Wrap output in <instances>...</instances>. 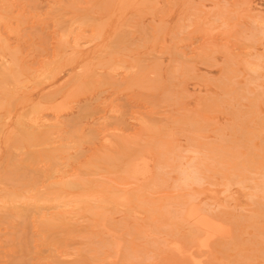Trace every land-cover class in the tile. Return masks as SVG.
Here are the masks:
<instances>
[{"label":"rangeland","instance_id":"374dc122","mask_svg":"<svg viewBox=\"0 0 264 264\" xmlns=\"http://www.w3.org/2000/svg\"><path fill=\"white\" fill-rule=\"evenodd\" d=\"M0 15V264H264V0Z\"/></svg>","mask_w":264,"mask_h":264},{"label":"bare ground","instance_id":"6f19581e","mask_svg":"<svg viewBox=\"0 0 264 264\" xmlns=\"http://www.w3.org/2000/svg\"><path fill=\"white\" fill-rule=\"evenodd\" d=\"M6 1H7V0H6ZM8 2H9V0H8ZM89 2H90V1H89ZM94 2H95V1H94ZM75 3H76V2H75ZM87 4H90V3H87ZM91 5H93V4H91ZM121 5H122V4H121ZM88 6H89V5H88ZM140 6H141V4H140ZM71 7H72V6H71ZM5 9H6V8H5ZM8 9H9V8H8ZM11 10H12V9H11ZM108 11H109V10H108ZM50 13H51V12H50ZM12 15H13V14H12ZM83 15H84V14H83ZM109 15H110V14H109ZM3 16H4V15H3ZM14 16H15V15H14ZM98 16H99V15H98ZM8 17H9V16H8ZM15 17H16V16H15ZM104 17H105V16H104ZM9 18H10V17H9ZM20 18H21V17H20ZM83 18H84V17H83ZM0 19L2 20L1 15H0ZM3 19H4V17H3ZM83 20H84V19H83ZM97 20H98V19H97ZM8 21H9V20H8ZM74 21H75V20H74ZM84 21H85V20H84ZM11 22H12V21H11ZM9 23H10V22H9ZM76 24H77V23H76ZM17 26H18V25H17ZM14 27H15V26H14ZM63 30H65V29H63ZM93 30L95 31L96 28L93 29ZM96 31H97V30H96ZM96 31H95V33H96ZM18 33H19V32H18ZM14 34H15V33H14ZM66 34H67V33H66ZM89 37H90V36H89ZM77 40H78V39H77ZM64 43H65V42H64ZM1 45H2V44H1ZM64 45H65V44H64ZM77 45H78V43H77ZM62 46H63V45H62ZM75 46H76V45H75ZM1 48H2V47H1ZM1 48H0V49H1ZM3 48H4V47H3ZM5 48H6V46H5ZM72 48H74V47H72ZM61 50H62V49H61ZM1 51H2V50H1ZM72 52H73V51H72ZM3 53H4V52H3ZM62 53H63V52H62ZM55 54H56V53H55ZM62 56H63V55H62ZM15 63H16V62H15ZM15 63H13V64L15 65ZM11 66H12V65L10 64V67H11ZM5 67H6V66H5ZM44 67H45V66H44ZM48 67H49V66H48ZM11 68H12V67H11ZM42 68H43V67H42ZM49 68H50V67H49ZM52 68H53V67H52ZM110 68H111V67H110ZM3 69H4V71H5V68H3ZM16 69H17V68H16ZM54 69H55V68H54ZM54 69H53V70H54ZM0 70H1V68H0ZM39 70H40V69H39ZM51 70H52V69H51ZM4 71H3V72H4ZM43 71H44V70H43ZM43 71H42V72H43ZM48 71H49V70H48ZM3 72H2V73H3ZM6 72H7V70H6ZM8 72H9V71H8ZM13 72H14V71H12V75H15V72H14V74H13ZM18 72H20V71L18 70ZM51 72H52V71H50V74L52 75ZM53 72H54V71H53ZM56 72H57V70H56ZM16 73H17V72H16ZM44 73H45V72H44ZM7 74H8V73H7ZM7 74H4V73H3L2 76H0V77H1L2 79H4V78H3L4 75L7 76ZM10 74H11V73L8 74V75H9L8 77H10ZM28 74H29V73H28ZM37 74H38V73H36V75H37ZM50 74H48V72H47V75H46V73H45V75H46L47 77H48V75H50ZM56 74H57V73H56ZM12 75H11V76H12ZM31 75H32V74H31ZM38 75H40V74H38ZM41 75H42V74H41ZM43 75H44V74H43ZM45 75H44V76H45ZM51 75H50L48 78L51 77V79H52V76H51ZM53 75H54V73H53ZM16 76H17V77H15V76H12V77H14L13 80H14V79H17V80H14V81L17 82L19 78H18V75H17V74H16ZM46 76H45V78H46ZM8 77L5 78L6 81L9 80ZM12 77H11V78H12ZM19 77H20V76H19ZM24 78H25V76H24ZM30 78H33V76H31ZM36 78H37V77H36ZM36 78H35V79H36ZM41 78H42V77H41ZM10 80H11V79H10ZM46 80H47V79H46ZM52 80H53V79H52ZM28 81H29V80H28ZM37 81H38V80H37ZM41 81H42V80H41ZM7 82H8V81H7ZM9 82H10V81H9ZM9 82H8L7 84H9ZM11 82H12L13 84L15 83V82H13L12 80H11ZM11 82H10V83H11ZM22 82H23V81H22ZM24 82H26V81H24ZM38 82H39V81H38ZM49 82H50V81H49ZM20 83H21V82H20ZM17 84H18V83H17ZM25 84H26V83H25ZM27 84H28V83H27ZM31 84H32V83H31ZM38 84H39V83H38ZM48 84H49V83H48ZM10 85H11V84H10ZM17 86H18V85H17ZM20 86H21V85H20ZM20 86H19V89H20ZM40 86H41V85H40ZM22 87H23V85H22ZM36 87H37V86H36ZM4 88H5V87H4ZM23 88H24V87H23ZM2 89H3V88H2ZM24 89H25V88H24ZM13 90H14V89H13ZM17 90H18V89H17ZM72 90H73V88H72ZM6 91H9V90H5V92H6ZM13 92H15V91H13ZM21 92H23V91H21ZM7 93L9 94V92H7ZM7 93H5L4 95H6ZM17 93H18V92L16 91V94H17ZM8 94H7V96H8ZM13 94H14V93H13ZM25 94H26V92H25ZM7 96H6V97H7ZM12 96H13V95H12ZM0 98H1V95H0ZM3 98H4V97H3ZM15 98H16V97H15ZM10 100H11V99H10ZM13 100H14V99H13ZM4 101H5V100H4ZM49 101H50V99H49ZM52 101H53V100H52ZM9 102H10V101H9ZM11 102H12V100H11ZM3 103H4V102H3ZM27 103H28V102H27ZM59 104H60V103H59ZM38 105H39V104H38ZM2 106H3V104H2ZM7 106H8V105H7ZM32 106H33V104H32ZM41 106H42V105H41ZM54 106H55V104H54ZM42 107H43V106H42ZM49 107H50V105H49ZM11 108H12V107H11ZM35 108H36V106H35ZM45 108H46V107H45ZM26 109H27V108H26ZM31 109H32V108H31ZM63 109H64V107H63ZM36 110H37V109H36ZM36 110H35V111H36ZM25 111H26V110H25ZM25 111H24V112H25ZM44 111H45V110H44ZM59 111H61V110H59ZM29 112H30V111H29ZM12 113H13V112H12ZM12 113H11V114H12ZM23 114H24V113H23ZM27 114H28V113H27ZM3 116H6V114L3 115ZM22 116H23V115H22ZM27 117H28V116H27ZM27 119H28V118H27ZM18 120H19V119H18ZM20 120H21V119H20ZM24 120H25V119H24ZM24 120H23V121H24ZM28 120H29V119H28ZM35 120H36V119H35ZM1 121H2V120H1ZM1 121H0V123H1ZM26 122H27V121H26ZM5 123H6V122H5ZM18 126H19V124H18ZM6 127H7V126H6ZM38 127H39V125H38ZM45 128H46V127H45ZM4 129H5V128H4ZM16 129H17V127H16ZM20 129H21V128H20ZM22 130H23V128H22ZM28 131H29V130H28ZM22 132H23V131H22ZM22 132H21V133H22ZM18 133H19V132H18ZM48 133H50V132L48 131ZM48 133H47V134H48ZM14 134H15V133H14ZM22 134H24V132H23ZM45 134H46V133H45ZM47 134H46V135H47ZM0 135H1V134H0ZM24 135H25V134H24ZM50 135H51V134H50ZM22 136H23V135H22ZM48 137H49V136H48ZM13 138H14V137H13ZM14 139H15V138H14ZM6 140H7V139H6ZM19 141H20V140H19ZM48 141H49V140H48ZM20 142H21V141H20ZM12 144H13V143H12ZM20 144H21V143H20ZM18 145H19V144H17V146H18ZM19 146H20V145H19ZM19 148H20V147H19ZM6 157H7V154H6ZM3 160H4V159H3ZM5 161H6V160H5ZM9 162H10V160H9ZM3 163H4V162H3ZM128 164H129V163H128ZM1 165H2V164H1ZM9 165H10V164H9ZM9 165H8V167H9ZM6 167H7V166H6ZM10 167H11V166H10ZM13 168H14V167H13ZM143 169H144V168H143ZM9 170H11V168H10ZM7 171H8V170H7ZM17 171H18V170L16 169V172H17ZM5 172H6V171H5ZM18 172H19V171H18ZM184 172H186V171H184ZM184 172H183V173H184ZM19 173H21V172H19ZM189 173H190V172H189ZM1 174H2V173H1ZM10 174H11V173H10ZM133 174H134V173H133ZM187 174H188V173H187ZM187 174H186V175H187ZM11 175H12V174H11ZM134 175H136V174H134ZM145 175H146V174H145ZM183 175H184V174H183ZM188 175H189V174H188ZM188 175H187V177H188ZM190 175H191V174H190ZM2 176H3V175H2ZM6 176H7V175L5 174L4 177L6 178ZM18 176H20V175H18ZM0 177H1V176H0ZM15 177H16V176H15ZM20 177H21V176H20ZM22 177H23V176H22ZM25 177H26V175H25ZM25 177H23V178L25 179ZM185 177H186V176H185ZM187 177H186V179H188ZM10 178H11V177H10ZM10 178H8V179H10ZM16 178H17V177H16ZM18 178H19V177H18ZM189 178H190V177H189ZM6 179H7V178H6ZM26 179H27V178H26ZM12 180H13V178H12ZM12 180H10V181L12 182ZM27 180H28V179H27ZM27 180H26V181H27ZM4 181H6V180H4ZM16 181H17V180H16ZM16 181H15V182H16ZM21 181H22V180H21ZM2 182H3V181H2ZM11 182H9V183H11ZM18 182H19V181H18ZM3 183H4V182H3ZM5 183H6V182H5ZM5 183H4V184H5ZM13 183H14V182H13ZM4 184H3V185H4ZM9 185H10V184H9ZM5 186H6V185H5ZM12 186H13V185H12ZM64 187H65V186H64ZM66 187H67V186H66ZM68 189H69V187H68ZM4 190H5V189H4ZM15 191H16V190H15ZM61 191H62V190H61ZM5 192H6V191H5ZM6 193H7V192H6ZM11 193H12V192H11ZM21 193H22V192H21ZM61 193H63V191H62ZM84 194H85V193H84ZM5 195H6V194H5ZM17 195H19V194H17ZM23 195H24V194H23ZM23 195H22V196H23ZM86 195H87V194H86ZM6 196H7V195H6ZM14 196H15V195H14ZM26 196H27V195H26ZM26 196H25V197H26ZM59 196H60V194H59ZM63 196H64V194H63ZM63 196H62V197H63ZM72 196H74V195H72ZM72 196H71V197H72ZM83 196H84V195H83ZM7 197H8V196H7ZM56 197H58V195H57ZM62 197L60 196L61 199H62ZM69 197H70V196H69ZM71 197H70V198H71ZM75 197H78V196H74V198H75ZM1 198H2V197H1ZM10 198H11V197H10ZM10 198H9V197L7 198L8 201H9ZM18 198H19V197H18ZM54 198H55V197H54ZM64 198H65V196H64ZM79 198H80V197H79ZM79 198H78V199H79ZM83 198H86V199H87V197H82V199H83ZM12 199H13V198H12ZM22 199H23V198H22ZM24 199H25V198H24ZM30 199H33V198H30ZM30 199H29V200H30ZM37 199H38V198H37ZM37 199H36V200H37ZM41 199H42V198H41ZM41 199H40V200H41ZM45 199H46V198H45ZM61 199H60V201H61ZM72 199H73V198H72ZM82 199H80L79 202H80ZM14 200H15V198H14ZM18 200H19V199H18ZM55 200H56V199H55ZM55 200H54V201H55ZM67 200H68V199H67ZM84 200H85V199H84ZM1 201H2V200H1ZM4 201H5V200H4ZM4 201H3V202H4ZM23 201H24V200H23ZM49 201H51V200H49ZM63 201H64V199H63ZM76 201H77V199H76ZM82 201H83V200H82ZM85 201H86V200H85ZM27 202H29V201L27 200ZM51 202H53V200H52ZM58 202H59V201H58ZM65 202H66V201H65ZM4 203H5V202H4ZM7 203H8V202H6V204H7ZM15 203H16V202H15ZM15 203H13L12 205H15ZM66 203H67V202H66ZM80 203H81V202H80ZM61 204H62V203H61ZM61 204L59 203L60 206H61ZM64 204H65V203H64ZM67 204H68V203H67ZM81 204H83V203H81ZM8 205H10V204L8 203ZM59 205H58V206H59ZM78 205H79V204H78ZM85 205H86V204H85ZM7 207H8V206H7ZM71 207H72V206H71ZM8 209H9V208H8ZM195 209H196V208H195ZM78 210H79V209H78ZM81 210H82V209H81ZM193 210H194V209H191L190 211L193 212ZM5 212H6V211H5ZM2 213H3V212H2ZM4 214H5V213H3V215H4ZM64 214H65V213H64ZM55 216H56V215H55ZM55 216H54V217H55ZM63 216H64V215H63ZM1 217H2V215H1ZM17 217H19V215H17ZM194 217H195V216H194ZM197 218H198V217H197ZM49 219H50V218H49ZM57 219H59V218H57ZM57 219H56V220H57ZM50 220H51V219H50ZM53 220H54V218H53L51 221H53ZM56 220H55V221H56ZM2 221H3V220H2ZM5 221H6V220H5ZM55 221H53V222H55ZM49 222H50V221H49ZM44 223H45V224L47 223L46 220H45V222L43 221V224H44ZM58 224H59V223H58ZM48 225H49V224H48ZM61 225H62V224H61ZM47 227H48V226H47ZM55 227H56V226H55ZM57 227H58V226H57ZM196 227H197V225H196ZM48 229H49V228H48ZM197 230H199V229H197ZM201 231H202V230H201ZM202 233H203V232H202ZM206 234H207V233H206ZM52 236H53V235H52ZM68 242H69V241H68ZM57 243H58V242H57ZM53 244H54V243H53ZM55 244H56V243H55ZM62 244H63V242H62ZM58 248H61V247H58Z\"/></svg>","mask_w":264,"mask_h":264}]
</instances>
